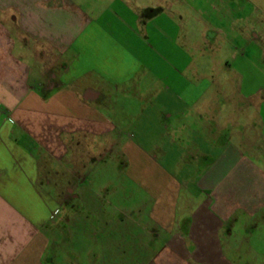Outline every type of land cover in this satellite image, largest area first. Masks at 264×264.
<instances>
[{
    "label": "crops",
    "instance_id": "0c3cea01",
    "mask_svg": "<svg viewBox=\"0 0 264 264\" xmlns=\"http://www.w3.org/2000/svg\"><path fill=\"white\" fill-rule=\"evenodd\" d=\"M202 3L0 0V264H75L56 216L89 193L67 179L88 147L120 165L126 203L144 199L114 216L112 246H144L142 264H264V51L194 62L186 12Z\"/></svg>",
    "mask_w": 264,
    "mask_h": 264
},
{
    "label": "rangeland",
    "instance_id": "374dc122",
    "mask_svg": "<svg viewBox=\"0 0 264 264\" xmlns=\"http://www.w3.org/2000/svg\"><path fill=\"white\" fill-rule=\"evenodd\" d=\"M207 1L209 5L202 3L198 11L186 12L188 18L198 17V21L190 25L195 33L192 40L198 45L194 53L189 54L190 58L199 63H238L241 60L257 62L254 48L259 46L264 51V0ZM225 8L227 13L238 8L248 18L231 21L229 15L225 21L221 16L225 14ZM229 30L230 37L225 38ZM233 73L235 76V70ZM78 154V164L70 166L67 179L78 191L81 190L79 182L84 180L89 193L75 201L69 202L67 199L68 204L61 206L56 216L58 226L55 231L59 240L58 247L61 248L57 253L60 256L66 254L69 257L67 260L75 264H142L147 256L144 246H112L109 240L114 237V232L118 234L113 229L114 216L122 219L124 215L120 214L121 210H132L135 204L142 205L143 197L138 194L129 204L126 203L120 197V191L125 189L118 171L120 165L113 167L108 158L98 161L102 154L91 147ZM59 182L60 178L54 184ZM57 186L61 187V184ZM115 190L117 193L113 194ZM136 217L139 218L138 215ZM133 232L138 240L144 239L140 232Z\"/></svg>",
    "mask_w": 264,
    "mask_h": 264
}]
</instances>
